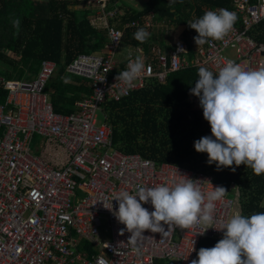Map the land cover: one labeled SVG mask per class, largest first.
<instances>
[{
	"label": "built area",
	"instance_id": "1",
	"mask_svg": "<svg viewBox=\"0 0 264 264\" xmlns=\"http://www.w3.org/2000/svg\"><path fill=\"white\" fill-rule=\"evenodd\" d=\"M262 4L264 0H233L231 11L237 21L222 41L210 40L198 48L194 41L197 32L181 37L182 33L173 40L164 39L166 46L174 47L170 51L159 43L145 51L142 46L124 45V30L139 26L158 29L161 25L153 14L121 29L110 23L117 11H105L108 0H86V7L97 8L92 24L106 31L109 42L102 52L80 54L67 66L69 75L88 80L92 90L71 115L56 114L46 92L57 71L54 62L44 61L36 79L0 78L7 93L0 104V264H100L102 260L106 264H157L159 259L191 264L203 238L221 240L222 229L236 211L237 200L230 197L237 190L235 185L215 202L214 223L207 226L213 228L173 226L166 237L146 230L144 235L151 237L139 253L128 243L126 226L108 209L118 210L114 199L122 191L132 194L137 185L172 186L188 178L202 181L205 193L219 185L205 172L157 163L117 148L104 107L129 98L154 81L164 85L170 73L183 68L205 67L218 75L228 60L245 70L264 67V43L250 34L264 20ZM228 49L235 52L234 57L226 55ZM129 54L133 59L137 55L143 58L145 71L131 89H126L115 77L126 69ZM98 111L104 115L100 125ZM36 136L64 149L62 165L33 152ZM141 203L149 212L154 210L150 203ZM104 217L111 229L109 241L101 239ZM121 229H125L123 235ZM117 248L121 255L114 251Z\"/></svg>",
	"mask_w": 264,
	"mask_h": 264
},
{
	"label": "trees",
	"instance_id": "2",
	"mask_svg": "<svg viewBox=\"0 0 264 264\" xmlns=\"http://www.w3.org/2000/svg\"><path fill=\"white\" fill-rule=\"evenodd\" d=\"M129 1L108 0L105 11H117L110 23L121 29L153 14L154 21L161 25L158 29L139 26L124 30L123 44L142 46L145 51L154 43L164 45L170 51L174 47L166 46L164 39H174L169 34L173 28L184 26L182 36H187L196 32L188 22L201 18L206 11L233 9V0H175L171 4L169 0H147L139 7ZM84 7L86 0H0V78L34 79L44 61H53L57 71L46 92L56 114L60 115L75 113L76 104L92 94L86 81L67 74V66L80 54L103 51L109 42L106 31L95 27L90 20V12L97 8L89 7L88 11ZM13 19L20 20L19 34L12 25ZM165 25L168 30H164ZM140 28L150 33L144 43L133 37ZM250 34L257 42L264 43V20ZM198 70L183 68L170 73L164 85L154 81L119 103L106 104L104 110L113 125L115 145L125 153H139L157 163L170 162L205 172L227 191L235 185L237 190L231 192L230 197L237 200L236 207H240L243 215L264 212L260 206L264 198V174L257 176L243 164L218 171L215 164L207 163V153L195 150L196 140L211 135L203 109L192 107L194 101H199L190 94L199 79ZM64 78L69 82L65 83ZM6 96L0 85V104H4ZM218 241L203 238L198 251L202 247H214ZM157 264L170 263L159 259Z\"/></svg>",
	"mask_w": 264,
	"mask_h": 264
},
{
	"label": "clouds",
	"instance_id": "3",
	"mask_svg": "<svg viewBox=\"0 0 264 264\" xmlns=\"http://www.w3.org/2000/svg\"><path fill=\"white\" fill-rule=\"evenodd\" d=\"M174 2L169 0L170 4ZM236 21L235 12L222 8L208 10L188 24L198 33L194 41L200 48L210 40L222 41L233 30ZM11 22L19 34L20 20ZM149 36L144 28L133 34L140 43L146 42ZM147 70L151 71L150 68ZM144 71L143 58L137 55L133 59L129 54L126 69L120 71L115 80L131 89ZM198 76L190 94L199 98L211 135L196 140L195 150L207 153V163L215 164L218 171L243 164L257 176L264 174V67L245 70L228 60L218 75L200 67ZM64 82L68 83L69 79L64 78ZM201 182L188 178L174 182L172 186L137 185L134 193L122 191L115 197L118 210L108 209H112L118 222L126 226L130 233L128 243L139 253L143 243L151 237L144 235L146 230L166 237L173 226L185 230L199 225L207 230L213 228L207 226L214 223L215 202L222 200L228 191L223 186H216L205 193ZM141 202L150 203L154 210L149 212ZM260 206L264 208V202ZM222 230L223 238L214 247L200 248L191 264H264V212L245 216L237 210ZM124 231L121 229L120 235ZM114 251L121 255L119 248ZM100 264H106V261L102 260Z\"/></svg>",
	"mask_w": 264,
	"mask_h": 264
},
{
	"label": "rangeland",
	"instance_id": "4",
	"mask_svg": "<svg viewBox=\"0 0 264 264\" xmlns=\"http://www.w3.org/2000/svg\"><path fill=\"white\" fill-rule=\"evenodd\" d=\"M41 1H43V0H40V2ZM131 1L134 2L135 7H139V6L142 5V3L144 1H147V0H130L129 3H131ZM184 29H185L184 26H180V27H178L176 29L173 28L171 31H169V34L172 37H177L180 34L184 33ZM164 30H168L166 25L164 26ZM3 51H5L6 54H10L9 51H7L6 49H3ZM122 52H124V50H122ZM225 53H226V55H228L230 57H234L235 56V52L233 50H231V49H228ZM10 79L13 80V79H15V77H11ZM192 107L194 109H197V110H201L202 109L200 107L199 101H194V104H192ZM97 121H98L99 125L104 122V115L102 114L101 111L97 112ZM41 140H43V138H40L39 136H36V139H34V141L32 142L31 147L34 149V147L37 144V141H41ZM34 152L36 153V151H34ZM41 157L45 158L43 155H41ZM263 202H264V198H263ZM239 209H240V207H239ZM239 209L236 207V211L239 210ZM100 231H101V239H102V241L111 240V229L109 227V221L105 217L102 219V227H101Z\"/></svg>",
	"mask_w": 264,
	"mask_h": 264
},
{
	"label": "crops",
	"instance_id": "5",
	"mask_svg": "<svg viewBox=\"0 0 264 264\" xmlns=\"http://www.w3.org/2000/svg\"><path fill=\"white\" fill-rule=\"evenodd\" d=\"M83 9L88 10V7H86V8L84 7ZM90 13H91L90 14V19H92L94 14H96V10L95 11H91ZM100 52H102V51H100ZM41 68H42V66H41ZM38 75L34 79H36L38 77ZM73 77H77V76H73ZM78 78H81V77H78ZM81 79L83 81H86L88 87L90 88L88 80L83 79V78H81ZM9 80H12V79H9ZM13 80H31V79H28L27 77H23V78H15ZM34 151H36V153ZM34 151L33 152L36 155H43L46 160H48V161H50V162H52V163H54L56 165H62V160H63V158H65V151H64L63 148H60L55 143H48V142L46 143L45 141H42V140L41 141H37V144L34 147Z\"/></svg>",
	"mask_w": 264,
	"mask_h": 264
}]
</instances>
